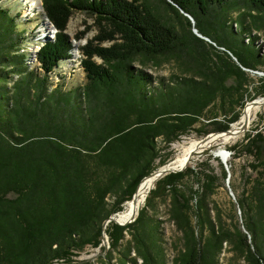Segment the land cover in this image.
Returning <instances> with one entry per match:
<instances>
[{"label":"trees","instance_id":"obj_1","mask_svg":"<svg viewBox=\"0 0 264 264\" xmlns=\"http://www.w3.org/2000/svg\"><path fill=\"white\" fill-rule=\"evenodd\" d=\"M154 1L178 20L162 17ZM228 1L41 0L45 17L56 29L36 54L43 75L25 68L15 18L0 6V264L77 263L73 258L87 246L101 243L102 223L121 211L141 179L155 170L157 138L168 147L194 130L211 106L241 100L252 82L245 69L264 72V53L243 41L246 27L236 32L219 15L217 8ZM232 1L248 10L249 29L264 32V0ZM78 10L93 15L97 24L96 35L79 47L86 83L78 93L57 86L48 91V73L70 57L73 45L66 26ZM187 15L210 42L190 31ZM139 57L156 65L172 60L187 75L154 87L148 74L132 68ZM13 72L19 78L9 88L6 82ZM257 81L253 95L264 96V78ZM237 118L206 120L212 131L220 132ZM204 125L197 128L200 135L209 132ZM237 147L253 156L249 169L255 174L249 175V190L238 201L254 243L253 251L247 245L244 253L249 264H263L264 134L246 132L241 144L229 146L234 153ZM210 159L218 161L209 154L200 175L187 167L160 178L146 198L147 206L160 192L172 197L171 217L187 241L178 264H212L214 248L232 236L210 225L212 240L197 249L185 214L188 193L198 196L196 209L205 212L206 199L217 187ZM185 176L196 177L197 189H179ZM107 195L118 198L110 208ZM125 230L133 234L143 264H154L156 232L145 227L143 212L125 226L106 225L111 250L105 258L110 260ZM237 237L238 246L247 244L245 235Z\"/></svg>","mask_w":264,"mask_h":264},{"label":"rangeland","instance_id":"obj_2","mask_svg":"<svg viewBox=\"0 0 264 264\" xmlns=\"http://www.w3.org/2000/svg\"><path fill=\"white\" fill-rule=\"evenodd\" d=\"M0 6L15 18L17 36L21 37L18 53L22 55L21 57L25 60V68L37 72V75H43L36 54L39 50V46H41L46 39H52L51 36H54L56 29L45 17L41 2L40 8L32 7V10L28 6L27 0H1ZM155 8L162 17H173L176 19L164 4L162 5L159 2H155ZM217 11L220 16H226L227 22L229 23L228 26L233 25L236 32H240L243 27H246L245 32L242 34L243 41L245 43L252 42L253 45L259 42L258 49L261 54L264 53V32L262 30L249 29L250 16L247 14L248 10L245 7L241 5L236 6L232 0H229L225 6L218 7ZM180 22L182 26L187 29L188 26L185 25L184 20ZM46 23H49L51 26L48 30L44 27ZM192 23L193 21H191L190 27H188L190 31L198 37L204 38L210 42L207 37L202 36L194 29ZM66 33L72 41V50L76 49V57H74L71 54L72 51H70V57L60 60L57 66L48 73V91L57 86L59 90L63 92L67 91L69 93H74L76 91L75 93H78L86 83L85 74L80 65L81 59H83L84 56L79 47L96 35L97 24L95 22V17L85 11H74L67 22ZM76 36H80L81 38L77 40L75 39ZM247 37L248 40L246 41ZM259 39L262 41H258ZM109 43L110 42H104L103 45H108ZM255 48H257V46H255ZM95 60L98 63L102 62L97 57H95ZM132 68L135 71L140 70L148 74L152 79L154 87L159 86L160 82L163 80L164 83L169 81L175 82L178 78L187 75L182 72L183 70H180L172 60H164L156 65L153 62L142 61L139 57L132 62ZM245 70L250 74L252 82H250V84L247 85V89L242 92L241 100L238 102L236 101L234 104L227 102L222 107L217 106L218 104L211 106L205 113V116L200 118L199 122L195 124L194 130L190 131L188 135L180 137L168 147L164 145L160 138H157L159 157L154 161L155 170L167 164L175 157L179 144L192 139H202L209 134L218 133L212 131L213 125L207 123L209 120H206V118H216L218 121L223 122L228 121L233 114H237V120L229 124V127H231V124L239 120L247 102L249 103L251 100L257 99L258 97H264L261 95L254 96L252 90L253 87L259 84L257 79L263 76H259L249 69ZM18 78V73H10L8 75V81L6 82L7 86L10 88L13 82ZM202 124H205L203 127L209 131L204 135H200L198 131ZM258 131L264 134V106L251 115L247 128L241 132L236 139L226 143L222 140L215 141V143L210 145L207 149H204V151L195 154L184 168L191 167L200 175L201 170L207 169L204 163L209 154H212L213 158H218V161L215 159L209 160V165L213 168L218 179L216 181L217 187L215 191L206 199L205 212H198L195 201L198 199V196L195 197L192 194L189 196V193L188 209L185 211L189 225L195 235L197 249L201 250L204 244L212 240L210 225L214 227L215 232L221 233L229 231V233H231L232 236L229 239L221 241L220 246H218L217 249L214 248L215 252L212 257V264H249L244 253L245 246L248 245L253 251L254 243L251 241L249 233L245 228L246 214L240 209L238 201L241 196H246L249 190L250 184L248 183V178L252 173L249 169V163L253 161V156L240 151L238 147L236 150L237 152L234 153L233 150H230L229 146L241 144L246 132L254 133ZM217 152H223L225 154L226 159L224 162L216 155ZM223 171L225 175H223ZM251 175L255 176L254 173ZM198 186V180L196 177L192 176H185L179 182V189L185 193H187L190 188L194 190L197 189ZM154 187L155 184L153 188ZM149 192L146 194L135 218L139 213L143 212L145 227L148 230H154L156 232L157 248L155 250L158 252L154 250L156 257L154 264H178L177 259L181 253L186 250L187 241L184 230L180 229L177 224L178 222L176 220L174 221L171 217L172 197L169 195V192H165L164 194L160 192L159 196L151 201V205L146 206V198ZM243 193L244 195H242ZM106 201L108 208H110L111 205H115L118 202V198L115 195H107ZM125 204L126 202L122 204V208H124ZM205 217L208 219V222ZM131 223H133V221H131ZM262 223L264 224V221ZM135 231L136 230H133V232ZM132 235L130 230L124 231V237L119 241L118 246L111 251L112 257L109 261L105 258V255L111 250L110 239L105 232L104 242H101L97 247L87 246L73 259L81 261L89 256L96 255L94 259L87 262H91L92 264H143L140 257H138L137 247L132 240ZM238 235H240V237L243 235L246 236V245L244 244L241 247L237 245L236 240L238 239ZM125 254L126 258H123ZM262 263L264 264V261H262ZM198 264H203V262L199 261Z\"/></svg>","mask_w":264,"mask_h":264},{"label":"bare ground","instance_id":"obj_3","mask_svg":"<svg viewBox=\"0 0 264 264\" xmlns=\"http://www.w3.org/2000/svg\"><path fill=\"white\" fill-rule=\"evenodd\" d=\"M28 6L30 9L32 7H38L40 8V2L41 0H27ZM29 9V10H30ZM32 10V9H31ZM48 30V28H51L49 23L44 26ZM51 30V29H50ZM43 33V32H42ZM251 37V36H250ZM248 40V37L246 38V41ZM255 41V40H254ZM258 41H262L259 39ZM259 42H256L257 48L259 47ZM75 48V47H74ZM37 50V49H36ZM76 49L71 50L72 55L75 56ZM264 106V97L263 98H257L254 102L247 103L242 111V114L239 118V120L233 124H231L230 132L228 134H211L206 138L205 140L202 139H192L189 141H185L181 144H179L177 154L175 157L168 162L167 164L160 166L159 169H163L165 167L175 168L179 169L182 167L185 163H188L190 159L195 155L200 153L201 151H204V149H207L210 145L215 143L217 140H222L223 142H230L234 139H236L240 135V125L243 121H250L251 115L257 111L259 108ZM222 157H225V154L223 152H220ZM226 159V158H225ZM157 170V169H156ZM155 179L152 176H146L138 185V188L136 190V193L134 195V198L126 201V204L124 208L117 212L114 217L119 222H127L131 219L133 215L137 214V211L139 210L140 206L142 205L144 198L147 194V191L151 188V186L154 184Z\"/></svg>","mask_w":264,"mask_h":264},{"label":"water","instance_id":"obj_4","mask_svg":"<svg viewBox=\"0 0 264 264\" xmlns=\"http://www.w3.org/2000/svg\"><path fill=\"white\" fill-rule=\"evenodd\" d=\"M188 18L192 21V19H191L189 16H188ZM250 71L256 73V74L259 75V76H263V77H264V73L261 72V71H254V70H250ZM254 101H255V99H254V100H251L250 102H254ZM247 103H248V102H247ZM247 103H246V104H247ZM246 104H245V105H246ZM247 125H248V121H243V122L241 123V125H240V133L243 132V131L247 128ZM229 132H230V128L227 129V130H224V131H220V132H218V133H221V134H228ZM213 134H217V133H213ZM209 135H211V134H209ZM209 135H207V136H205L204 138H202V140H205L206 138H208ZM216 155L219 156L223 162L225 161V157H222L221 154H220V152H217ZM188 163H189V162H188ZM188 163H185V164H184L182 167H180L179 169L170 168V167H165V168H163V169H157V170L152 171L149 175L152 176V177H154L155 182H156L157 180H159L160 178L164 177L165 175H167V174H169V173H176V172H179V171L184 170V168L187 166ZM149 175H147V176H149ZM145 177H146V176H145ZM145 177H143V178L141 179V181H142ZM141 181H140V182H141ZM140 182H139V183H140ZM155 182H154V184H155ZM154 184L151 186L150 189L153 188ZM138 185H139V184H138ZM138 185H137V187H136V190H137V188H138ZM150 189L147 191V193L150 191ZM136 190H135L134 194L132 195V199L134 198V195H135V193H136ZM115 214H116V213L110 215V216H109V217H108V218L102 223V227H101V236H100V240H101V242H104V229H105L106 225H107L109 222H114V223H117V224H119V225H125V224L131 223V221H134V220H135V215H133V216L131 217V219L128 220L127 222H119V221H117V220L115 219V217H114ZM95 257H96V255H92V256H89V257H87V258H85V259H82L81 261H78L77 263H73V264H82V263H84V262H87V261H90V260L94 259Z\"/></svg>","mask_w":264,"mask_h":264}]
</instances>
